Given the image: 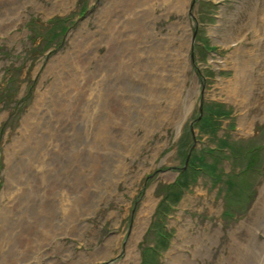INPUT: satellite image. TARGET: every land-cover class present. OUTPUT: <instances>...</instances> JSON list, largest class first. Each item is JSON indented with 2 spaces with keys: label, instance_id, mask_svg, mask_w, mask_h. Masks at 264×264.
<instances>
[{
  "label": "rangeland",
  "instance_id": "374dc122",
  "mask_svg": "<svg viewBox=\"0 0 264 264\" xmlns=\"http://www.w3.org/2000/svg\"><path fill=\"white\" fill-rule=\"evenodd\" d=\"M137 1L0 0V264H143L153 244L150 264H264V0H150L128 21ZM201 98L229 111L215 134L191 127ZM223 140L229 197L192 179L164 245L165 185Z\"/></svg>",
  "mask_w": 264,
  "mask_h": 264
},
{
  "label": "trees",
  "instance_id": "16d2710c",
  "mask_svg": "<svg viewBox=\"0 0 264 264\" xmlns=\"http://www.w3.org/2000/svg\"><path fill=\"white\" fill-rule=\"evenodd\" d=\"M207 114L204 115L200 121L198 122V126L201 128L200 130H211L212 132L216 128V117L226 113L225 109L221 107V105L218 104H212L211 106H207ZM230 148V152L232 153V156L236 154L238 151L235 149L236 147L232 145V143L226 142L223 140V142L220 144V148ZM213 159H210L209 155H204L203 152L200 154H197L194 156V159L189 161V164L184 172H182L179 176V179L173 183L172 185H169L166 189L165 199L163 202L159 204L157 214L162 215L165 213V211L168 209L170 203L176 202L180 199V196L182 194V189L184 188L185 184L189 181L193 175L198 173V171H203L205 175L209 176L212 181L215 183L224 182L223 179V173L219 168V158L214 156V153L212 155ZM197 171V172H196ZM230 179L226 180V187L220 188V190H226L225 194L228 195V192L232 189L233 186L231 184L232 181H229ZM228 197V196H227ZM153 229L156 230V234L158 237H164V232L162 231V225L160 221H157L153 225ZM150 250V249H149ZM147 249L146 253L149 251ZM153 253L149 252V258H151Z\"/></svg>",
  "mask_w": 264,
  "mask_h": 264
},
{
  "label": "bare ground",
  "instance_id": "6f19581e",
  "mask_svg": "<svg viewBox=\"0 0 264 264\" xmlns=\"http://www.w3.org/2000/svg\"><path fill=\"white\" fill-rule=\"evenodd\" d=\"M152 1L153 0H151V4H152ZM170 1V2H169ZM168 3L169 2V4H168V6H173V1L172 0H164V3ZM150 4V0H139V1H137V3L135 4V8L134 7H130V6H128V8L130 9H133L131 12H130V17L131 18H128V21H129V19H134V21L136 20L135 18H138L137 17V13H138V10L136 9V7L137 6H142V8L141 9H145V11H146V13H148L149 14V11L151 10V5ZM175 5L177 4V6H178V9H180V10H182L183 9V4L181 3V0H178L177 1V3H174ZM151 14V13H150ZM241 83V82H240ZM261 185V184H260ZM260 196H259V198L257 199V203L253 206V211H259V210H261V208L263 207V205H262V202H264V184L260 187ZM258 204V205H257ZM146 207H144V209H143V213H144V218H148L147 217V215H148V213L150 212V210L152 209V203L150 202V200L149 201H147V203H146V205H145ZM259 217V216H258ZM146 220V219H145ZM144 220V221H145ZM260 221V220H259ZM263 226V225H262ZM262 228V227H261ZM179 256V255H178Z\"/></svg>",
  "mask_w": 264,
  "mask_h": 264
}]
</instances>
